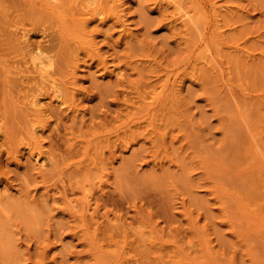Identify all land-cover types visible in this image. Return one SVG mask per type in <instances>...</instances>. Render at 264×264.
Wrapping results in <instances>:
<instances>
[{"label": "rangeland", "instance_id": "1", "mask_svg": "<svg viewBox=\"0 0 264 264\" xmlns=\"http://www.w3.org/2000/svg\"><path fill=\"white\" fill-rule=\"evenodd\" d=\"M177 1L0 0V264H264V0Z\"/></svg>", "mask_w": 264, "mask_h": 264}, {"label": "bare ground", "instance_id": "2", "mask_svg": "<svg viewBox=\"0 0 264 264\" xmlns=\"http://www.w3.org/2000/svg\"><path fill=\"white\" fill-rule=\"evenodd\" d=\"M85 1H87V3H86V6L87 7H90L94 2H93V0H83V2L85 3ZM92 1V2H91ZM47 2L49 3V4H52L51 6H53V5H55L57 2H58V0H47ZM91 2V3H90ZM167 2H168V0H167ZM170 2H172V3H178V1L177 0H169V3ZM172 3H170V4H172ZM180 5H181V3H180ZM176 6V5H175ZM178 7V6H177ZM181 7V6H180ZM175 10H177V9H175ZM179 10H180V8H179ZM178 13V12H177ZM181 13H183V11L181 12ZM180 13V14H181ZM179 14V13H178ZM180 14H179V16H180ZM187 14V12H185V13H183L182 15H186ZM189 14V13H188ZM101 15V14H100ZM189 16V15H188ZM188 16H186L187 17V19H183V20H188ZM183 18V17H182ZM181 18V19H182ZM189 19H190V17H189ZM26 34L27 33H25V36H26ZM30 57H31V61H32V64H33V66H34V68L36 69V71L38 72V74L42 77V78H45V84L47 83V84H49V83H51V82H48L49 80L51 81L52 79H50L51 78V75H50V70L53 68V59L50 57V56H48L47 54H45L44 53V51L42 50V49H40L39 47H37V48H34V49H32L31 51H30ZM52 73V72H51ZM53 77V76H52ZM42 80V79H41ZM44 80V79H43ZM43 80H42V83H43ZM47 81V82H46ZM53 81V80H52ZM55 81V80H54ZM56 81L55 82H52V84L54 85V86H58V84L56 85ZM44 84V86H47V90H49V88H50V86L48 87V85H45ZM50 85V84H49ZM44 86H41V88L42 87H44ZM52 86V85H51ZM54 86H53V88L52 89H54ZM40 87V86H39ZM38 88V87H37ZM41 88H39V89H41ZM39 89H37L38 90V95L37 96H40L41 94H43V90H45L46 91V88L44 89V88H42L43 90H41V92H39ZM36 91V90H35ZM55 92H56V94H57V96H56V98L58 99V98H61L60 96L62 95L61 94V92H60V87L58 88H55ZM55 92L52 90V93L53 94H55ZM34 94H36V92L34 93ZM55 94V95H56ZM45 95V94H44ZM37 96H33L32 98H31V103L30 104H32V106H34V107H36V109L38 108L39 109V107L38 106H42V104H44V103H42L41 104V102H44L43 101V98H40V97H37ZM43 96V95H42ZM63 97V96H62ZM61 99H63V98H61ZM60 99V103L62 102L63 103V100H61ZM65 102V101H64ZM39 123V122H38Z\"/></svg>", "mask_w": 264, "mask_h": 264}]
</instances>
